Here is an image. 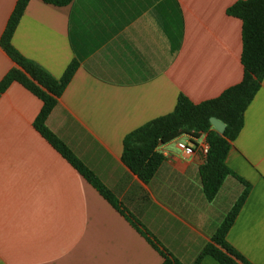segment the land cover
Returning <instances> with one entry per match:
<instances>
[{"label": "crops", "instance_id": "obj_1", "mask_svg": "<svg viewBox=\"0 0 264 264\" xmlns=\"http://www.w3.org/2000/svg\"><path fill=\"white\" fill-rule=\"evenodd\" d=\"M17 0H0V37ZM236 0H30L14 46L56 78L78 67L47 118L48 127L115 193L107 200L34 126L42 100L14 81L0 94V264H160L139 220L192 264L246 189L227 233L264 264V79L212 200L203 189L198 147L159 146L165 159L149 182L122 160L124 136L171 112L179 94L218 96L243 76ZM15 62L0 45V80ZM200 139H197V142ZM200 264H221L206 255Z\"/></svg>", "mask_w": 264, "mask_h": 264}, {"label": "trees", "instance_id": "obj_2", "mask_svg": "<svg viewBox=\"0 0 264 264\" xmlns=\"http://www.w3.org/2000/svg\"><path fill=\"white\" fill-rule=\"evenodd\" d=\"M30 0H17L0 37V45L15 62L0 80V94L14 81L21 83L42 100V107L34 120L35 128L91 183L96 189L124 213L121 201L100 177L47 125V118L56 106L60 95L71 81L78 63L71 62L56 78L36 62L25 57L13 44L12 38L19 21ZM46 3L63 6L72 0H43ZM227 13L242 20L243 76L241 80L221 92L218 96L194 102L181 93L174 109L158 116L128 132L123 139L122 160L144 182H149L165 159L159 150L161 144L168 143L181 135H189L191 142L205 134L209 144L205 161L200 166L204 192L208 200L214 199L225 178L233 174L242 179L227 164V154L233 140L244 125L247 106L262 86L264 79V0H236L227 8ZM215 116L225 124L219 134L210 122ZM246 189L228 212L211 240L202 248L192 264H200L206 255H211L221 264H254L247 259L227 239L248 193ZM133 223L146 235L163 257L160 264H185L167 248L139 220Z\"/></svg>", "mask_w": 264, "mask_h": 264}, {"label": "built area", "instance_id": "obj_3", "mask_svg": "<svg viewBox=\"0 0 264 264\" xmlns=\"http://www.w3.org/2000/svg\"><path fill=\"white\" fill-rule=\"evenodd\" d=\"M200 141H198L197 144H188L183 141H179L178 145L180 148L184 149L187 153H192L196 147L199 148V150L203 153L206 154L208 152L209 144L206 140L205 134H202L201 137L199 138Z\"/></svg>", "mask_w": 264, "mask_h": 264}, {"label": "water", "instance_id": "obj_4", "mask_svg": "<svg viewBox=\"0 0 264 264\" xmlns=\"http://www.w3.org/2000/svg\"><path fill=\"white\" fill-rule=\"evenodd\" d=\"M210 122L219 134H222L225 130L226 124L215 116L210 117Z\"/></svg>", "mask_w": 264, "mask_h": 264}, {"label": "rangeland", "instance_id": "obj_5", "mask_svg": "<svg viewBox=\"0 0 264 264\" xmlns=\"http://www.w3.org/2000/svg\"><path fill=\"white\" fill-rule=\"evenodd\" d=\"M179 139H185V135H183V136H182V137H180ZM173 141H174V140H173ZM173 141H172V142H173Z\"/></svg>", "mask_w": 264, "mask_h": 264}]
</instances>
